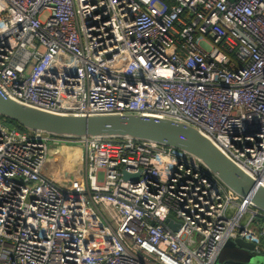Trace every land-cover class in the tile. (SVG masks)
<instances>
[{
  "label": "built area",
  "instance_id": "built-area-1",
  "mask_svg": "<svg viewBox=\"0 0 264 264\" xmlns=\"http://www.w3.org/2000/svg\"><path fill=\"white\" fill-rule=\"evenodd\" d=\"M0 95L191 125L264 186V0H0ZM236 239L261 252L264 213L185 152L0 118V264H217Z\"/></svg>",
  "mask_w": 264,
  "mask_h": 264
},
{
  "label": "water",
  "instance_id": "water-1",
  "mask_svg": "<svg viewBox=\"0 0 264 264\" xmlns=\"http://www.w3.org/2000/svg\"><path fill=\"white\" fill-rule=\"evenodd\" d=\"M0 118L25 130L44 133L64 140L81 138H129L147 141L185 152L197 159L235 196L247 199L264 213V186L240 169L197 128L166 118L135 114L73 115L60 114L26 106L0 95ZM125 179L129 176L124 173ZM172 217L166 219L170 226ZM178 224L173 230L178 228ZM254 251V245L240 239L226 241L222 249ZM220 251V252H221ZM228 264H245L230 261Z\"/></svg>",
  "mask_w": 264,
  "mask_h": 264
},
{
  "label": "rangeland",
  "instance_id": "rangeland-1",
  "mask_svg": "<svg viewBox=\"0 0 264 264\" xmlns=\"http://www.w3.org/2000/svg\"><path fill=\"white\" fill-rule=\"evenodd\" d=\"M2 120L3 122L8 121L13 125H17L9 120L3 118ZM262 249L261 252H249L241 249H223L218 255L217 264H228L230 261L245 264H264V244L262 245Z\"/></svg>",
  "mask_w": 264,
  "mask_h": 264
},
{
  "label": "bare ground",
  "instance_id": "bare-ground-1",
  "mask_svg": "<svg viewBox=\"0 0 264 264\" xmlns=\"http://www.w3.org/2000/svg\"><path fill=\"white\" fill-rule=\"evenodd\" d=\"M74 151H77V150H73V149H71V150H64V149H59V152H60V159H65L64 158V156H66V155H69V157L68 158H66V160L62 163H60V162H58V164H62V165H64L65 166V168H67L68 167V163L70 162V159H71V157H72V153L71 152H73L74 153ZM60 159H57V160H60Z\"/></svg>",
  "mask_w": 264,
  "mask_h": 264
},
{
  "label": "crops",
  "instance_id": "crops-1",
  "mask_svg": "<svg viewBox=\"0 0 264 264\" xmlns=\"http://www.w3.org/2000/svg\"><path fill=\"white\" fill-rule=\"evenodd\" d=\"M69 157V155H66V156H64V158L65 159H60V160H57V162L55 161L53 164H55L56 163V172H57V174L58 173H64V171H66V168H65V166L64 165H62V164H58V162H64L65 160H66V158H68ZM70 166V164L68 163V167ZM72 174L73 173H69V175H68V177H71L72 176Z\"/></svg>",
  "mask_w": 264,
  "mask_h": 264
},
{
  "label": "trees",
  "instance_id": "trees-1",
  "mask_svg": "<svg viewBox=\"0 0 264 264\" xmlns=\"http://www.w3.org/2000/svg\"><path fill=\"white\" fill-rule=\"evenodd\" d=\"M1 119H2V118H1ZM4 124H5L7 127H9V128H20V129H22L21 127H18L17 125H13V124H11V123L8 122V121H5ZM263 244H264V243H263Z\"/></svg>",
  "mask_w": 264,
  "mask_h": 264
}]
</instances>
